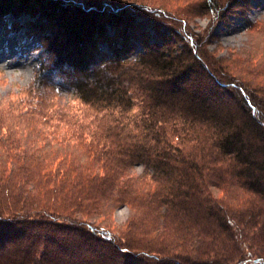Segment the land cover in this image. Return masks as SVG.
<instances>
[{
	"label": "trees",
	"instance_id": "1",
	"mask_svg": "<svg viewBox=\"0 0 264 264\" xmlns=\"http://www.w3.org/2000/svg\"><path fill=\"white\" fill-rule=\"evenodd\" d=\"M220 3L0 0L2 17L55 22L35 85L89 109L45 131L56 115L38 100L0 128V264H264V70L253 92L228 82L191 28Z\"/></svg>",
	"mask_w": 264,
	"mask_h": 264
},
{
	"label": "rangeland",
	"instance_id": "2",
	"mask_svg": "<svg viewBox=\"0 0 264 264\" xmlns=\"http://www.w3.org/2000/svg\"><path fill=\"white\" fill-rule=\"evenodd\" d=\"M220 5L223 8L218 18L211 15L210 18L201 16L194 19L191 28L205 36L206 44L202 47L206 48L215 59H220L222 72L225 73L223 67L229 70V75H226L227 81L246 84L253 92L255 88L249 83L258 82L261 77L256 79L255 76L258 74L256 71L264 70V0H221ZM14 16L16 18L13 14L0 16V128L13 125L15 121L13 115L17 116L19 111H26L25 106L29 107V110L33 107L38 108L39 100L43 107L47 106L48 111L56 116L45 125L38 120V127L54 132L56 130L51 129H55L52 126L58 123L57 113L65 112L75 116L89 113V109L74 96L56 86L43 87L42 92L38 91L42 88H37L35 85L38 81L39 67L41 65L47 68L53 67L57 60L54 52L50 50L51 45L55 46L58 43L54 40L57 32L56 24L52 20L30 14ZM138 16L139 19L136 20L138 22H134L136 27L147 29L146 31L153 37L154 30H151L149 24L141 23L142 19L146 18L141 14ZM182 24L184 26L180 21L177 25L181 27ZM108 31L111 36L114 35V31ZM247 51L260 54L263 60L258 64L246 65L244 55ZM227 91L230 97H240L232 87L227 88ZM54 127L64 129L63 125ZM39 128L37 130H41ZM143 170V166L136 165L132 167L131 172L141 175ZM130 214L129 207L116 206L108 217V223L114 228H119Z\"/></svg>",
	"mask_w": 264,
	"mask_h": 264
}]
</instances>
